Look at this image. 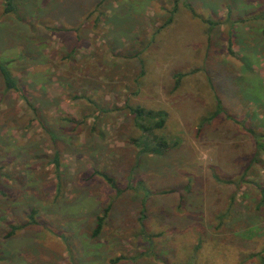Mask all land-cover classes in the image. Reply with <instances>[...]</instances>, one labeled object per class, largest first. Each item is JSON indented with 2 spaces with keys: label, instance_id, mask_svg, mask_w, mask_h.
I'll return each mask as SVG.
<instances>
[{
  "label": "rangeland",
  "instance_id": "rangeland-1",
  "mask_svg": "<svg viewBox=\"0 0 264 264\" xmlns=\"http://www.w3.org/2000/svg\"><path fill=\"white\" fill-rule=\"evenodd\" d=\"M4 3L0 264H264V0Z\"/></svg>",
  "mask_w": 264,
  "mask_h": 264
},
{
  "label": "trees",
  "instance_id": "trees-1",
  "mask_svg": "<svg viewBox=\"0 0 264 264\" xmlns=\"http://www.w3.org/2000/svg\"><path fill=\"white\" fill-rule=\"evenodd\" d=\"M19 0H5V3L2 6V13L3 15H11L16 13L17 11V3ZM186 8H189L188 5H185ZM170 23V20L167 22L166 25ZM210 28L214 27L216 23L213 22H206ZM230 51V46H229ZM181 75H178L176 85L175 87L179 86ZM0 79L4 86V90L7 92L9 91H15L19 92L17 82L15 78L13 77L11 71L8 68V63L3 62L0 60ZM217 96V95H216ZM215 112L211 116V118H215L218 116V114L221 112V109H223L219 99L215 97ZM130 113L133 116V122L135 127L141 132V136L135 140L137 148H139V151L137 153V157H141L143 155H151V156H163L165 153L171 151L173 148L178 146V143L174 141L171 143V141L166 140L165 138L158 136L154 134V131L161 130L164 127L167 114L164 111H155V110H147L144 108H137L134 110H131ZM247 132L257 140L258 137H261L260 135L256 134L252 130L248 129ZM257 149H261L263 151V147L257 146ZM54 164L56 169L58 168V159L57 155L54 157ZM102 178L111 186H114L113 181L108 178L105 175H102ZM262 203H264V197L262 198ZM110 210V206L106 207L103 211L102 216H98L96 218V227L93 231V236L96 237L103 226V223L106 219L107 213ZM34 212L29 216V220L34 223ZM221 215V220H222ZM15 229H20V227L12 228L13 231ZM12 233L9 234L11 236ZM8 236V237H9Z\"/></svg>",
  "mask_w": 264,
  "mask_h": 264
}]
</instances>
